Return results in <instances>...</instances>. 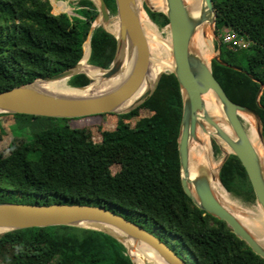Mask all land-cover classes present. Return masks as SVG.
Returning <instances> with one entry per match:
<instances>
[{
  "label": "trees",
  "instance_id": "1",
  "mask_svg": "<svg viewBox=\"0 0 264 264\" xmlns=\"http://www.w3.org/2000/svg\"><path fill=\"white\" fill-rule=\"evenodd\" d=\"M60 1L56 2L57 7L65 9ZM78 2L75 15L70 16L66 12L53 14L49 0H0V91L51 76L80 60L97 9L90 0ZM104 2L115 13L114 0ZM212 4L215 33L220 35L219 29L228 27L227 33L232 35L229 41L219 36L218 60L240 69L211 59L212 74L231 101L258 115L264 140V0H212ZM219 6L225 14L217 12ZM146 10L155 25L166 26L168 20L163 13ZM153 23L150 29L155 33ZM240 39L247 45L237 47L235 42ZM166 43L170 45L169 41ZM115 46L110 33L101 26L93 28L86 65L95 70L99 69L90 65L107 68ZM165 80L174 90L165 99L168 115L157 112L153 96L138 108L118 114L116 128L101 131L95 140L87 130L70 127L74 118L0 113V118H11L6 127L12 137L22 141L11 146L7 155H0V202L102 206L149 230L134 219L146 218L160 231L177 237L191 253L194 264H264V259L238 239L224 221L197 208L184 194L176 142L182 101L175 76L171 73ZM67 82L82 87L88 84V78L76 74ZM141 108L152 114L133 127L128 126L124 120L136 116ZM106 114L111 113L95 116ZM95 116L77 119L87 121ZM108 150L119 154L120 168L113 174L106 168L97 171L94 167ZM219 176L225 190L231 191L235 181H241L254 198L245 169L236 156H228ZM134 252L140 264L156 262L145 253ZM0 264L132 262L123 244L108 234L72 226H48L2 234Z\"/></svg>",
  "mask_w": 264,
  "mask_h": 264
},
{
  "label": "water",
  "instance_id": "2",
  "mask_svg": "<svg viewBox=\"0 0 264 264\" xmlns=\"http://www.w3.org/2000/svg\"><path fill=\"white\" fill-rule=\"evenodd\" d=\"M90 1L97 9L95 19L98 17L101 22H108L111 17L104 0ZM144 1L148 5L147 0ZM114 4L115 19L118 22L117 35L107 30L102 24H95L94 19L85 40L89 46L88 60L90 35L93 28L101 26L115 38V52L109 66L100 68L89 64L102 71L104 82L116 80L114 83L106 88L99 87L84 91L93 80L85 72L77 69L83 57V51L80 60L69 68L51 76L36 78L28 83L0 91V113L78 118L104 113L125 114L142 104L151 95L160 74L150 90L137 95L147 72L149 59L147 43L139 25V10L136 0H114ZM164 6V9L151 6L148 9L163 13L168 20L166 26L169 30L172 62V68L168 70L175 76L182 94L177 137L181 188L197 208L224 221L238 239L244 241L254 254L264 259V246L240 223L237 215L219 201L213 193L209 178L201 172L190 175L188 167V148L192 142L197 141L198 129L201 131L207 128L212 129L215 134L212 139L219 138L229 149L228 152L222 151L223 158L218 164V180L220 181L219 171L228 156H236L245 169L254 200L264 215V157L258 155L256 148L247 137L239 115L245 113L253 119L257 139L264 146L259 117L250 108L231 101L214 78L211 63L190 49L191 35L199 23H208L209 31L213 34L216 13L212 0H202L197 20L190 17L182 0H164ZM220 44L219 40L217 54L212 56V59L232 69L240 70L236 66L218 60ZM125 56L132 58L130 68L125 76L117 79L123 68ZM76 74H84L88 78V84L85 86L68 87L78 91L50 90L39 84L42 81L57 83L68 80ZM261 87L260 84L256 102ZM207 93L213 95L231 135L223 131L217 119L205 111L202 97ZM48 226H72L108 234L123 244L132 264L134 262L131 250L137 251L138 245L147 247L160 260V262L144 264H186L182 257L176 254L155 232L146 230L142 225L126 219L124 214L113 212L109 208L75 203L39 205L0 202V236L8 231Z\"/></svg>",
  "mask_w": 264,
  "mask_h": 264
},
{
  "label": "bare ground",
  "instance_id": "3",
  "mask_svg": "<svg viewBox=\"0 0 264 264\" xmlns=\"http://www.w3.org/2000/svg\"><path fill=\"white\" fill-rule=\"evenodd\" d=\"M141 0H136L137 7L139 10V25L143 35L145 37V41L147 43L148 48V64H147V72L143 78V81L137 91V95L150 90L155 83L157 77L160 73H162L165 66V62L162 60L161 55L164 54L165 56H169L170 59V49L166 46H169L165 41L160 39L155 33H153L149 26L144 21L143 14L145 13L141 9L140 5ZM187 12L189 13L190 17L194 20L200 15V6L202 5V0H182ZM143 2V0H142ZM148 4L156 9H164V0H147ZM151 23H153L149 18H147ZM95 24H102L107 30L117 35L118 33V22L117 19H110L108 22H101L98 20ZM211 32L209 31V24L202 22L199 23L196 28L194 29L191 39H190V49L193 53L199 55L205 61L206 55L211 54ZM158 41H156L153 37ZM166 45H162V44ZM89 46L88 42L85 43L84 47V54L81 58L77 69L79 71L85 72L90 78H92L93 82H91L84 91L95 90L99 87L106 88L110 84L114 83L116 80L104 82L102 79V71L95 70L90 68L86 65V59L88 56ZM168 51V52H167ZM132 58L130 56H125L123 68L120 74L117 76V79H121L125 76L130 68ZM171 61V60H170ZM172 63V62H171ZM58 83V82H57ZM57 83H47V82H39V84L47 89H57L55 85ZM107 83V84H105ZM59 90L65 91H78L71 88H63ZM203 106L205 111L215 117L219 122L220 128L225 131L228 135H231V131L228 126L223 121V116L220 112L219 106L215 101L213 95L211 93H207L202 97ZM240 118L244 124L245 132L247 137L249 138L250 142L256 148L257 153L260 157H264V146L258 141L254 122L253 119L245 114L241 113ZM210 135L215 137L214 131L210 128H207L204 131L198 129L197 131V141L192 142L188 148V167L190 175L197 174L201 172L205 174L209 180L210 185L213 190V193L217 196L219 201L227 207L229 210L234 211V204L229 199L227 193L223 189L220 181L218 180V165L213 164L212 160V152H211V142H210ZM218 142L221 143V150L224 152H228L226 149V145L222 142L219 138H216ZM241 210V209H240ZM243 213L242 216H238V220L240 223L249 231L254 237L264 246V215L259 210L258 212L251 214L246 211L241 210ZM129 245V244H128ZM138 251L141 253H145L153 258L156 262H160L159 258L150 251L144 245H138ZM131 255L134 264H140L139 259L137 258L134 251L131 250Z\"/></svg>",
  "mask_w": 264,
  "mask_h": 264
},
{
  "label": "rangeland",
  "instance_id": "4",
  "mask_svg": "<svg viewBox=\"0 0 264 264\" xmlns=\"http://www.w3.org/2000/svg\"><path fill=\"white\" fill-rule=\"evenodd\" d=\"M52 6V13L57 14L59 12H66L68 15L72 16L75 15V10L80 6L78 0H49ZM63 2L65 4V9L59 10V8L56 5V2ZM146 1L142 0L140 1L141 9L145 13L143 14V18L147 26L150 27L151 22L147 19L149 18L147 10L149 6L146 5ZM148 3V2H147ZM214 9V8H213ZM110 12V19H115V13ZM217 12L220 14H225L226 11L222 7H218ZM98 17L95 19L97 20ZM154 24V23H153ZM155 25V24H154ZM228 27H222L219 29V34L222 36V40L224 41L225 38L223 37L224 34H227ZM155 34H159L160 37L168 42L169 41V30L167 26L159 27L155 25L154 28ZM217 33H215L213 29V34L211 33V54L206 55L207 62H210L212 59V56H215L217 54V42L220 40L219 36ZM85 41L83 43V51L85 47ZM168 52V51H167ZM170 54V52H168ZM162 60L165 62L164 69L162 73H160V76L156 82V85L151 92V95L143 102H147L151 97L155 96L157 103L154 104L155 108H157V112L159 114H162L164 116L168 115L167 114V105L165 103V99L167 98L168 95H170L174 90L170 86H168V82H166L165 78L168 77L171 72L168 70L172 68V63H171V57L169 59V56H165L164 54L161 55ZM70 85L68 84L67 80L60 81L55 85V88L57 89H63V88H68ZM181 91L178 88V96L179 100H181ZM167 102V101H166ZM142 103V104H143ZM140 104L139 106H141ZM137 106L136 108H138ZM164 111V112H163ZM126 114V113H125ZM152 113H150L146 109H139L138 113L136 116L124 120L128 124V126L133 127L138 120H143L147 116H150ZM154 114V112H153ZM166 114V115H165ZM177 113H174L173 117H176ZM118 114L111 113V114H106L104 116L98 115L95 117L89 118L87 121H78L79 119L74 118L72 123H69L70 127H80L81 129L87 130L89 136L93 140L97 139L101 131H111L116 128L117 122L119 121L118 119ZM86 116H84L81 119H84ZM168 117H166L167 119ZM2 122V126L4 128V134L0 135V155L5 156L8 154V150L11 146L17 145L21 143L22 141L20 139L14 138L11 136L7 129V125L10 123L11 118L9 116H3L0 118ZM173 118H171L172 120ZM77 122V123H75ZM244 125V124H243ZM178 137V136H177ZM177 137H176V142H177ZM90 138V139H91ZM216 140V141H215ZM213 140L212 135H210V142H211V152H212V160L213 164L218 165L220 164L222 158H223V152L220 149L221 148V143L218 142L217 139ZM217 142V143H216ZM220 146V148H219ZM226 149L229 151L228 147L226 146ZM95 169L97 171H101L102 169H108L112 174L117 172L120 168V159H119V154L115 150H108L102 157L95 163L94 165ZM220 177V176H219ZM236 184H234L231 188V191L225 190L227 193L229 199L231 202L234 204V211L233 213L238 216H242L243 213L241 210L246 211L248 213L254 214L255 212H258L259 206L255 202L254 198L250 197V194L247 190L246 184L244 182H237L235 181ZM241 209V210H240ZM134 219L136 221L142 223L147 229L150 231L155 232L157 235H159L162 239L166 240L167 244L169 247H171L176 254L182 257V259L186 262V264H194L192 258H191V253L182 245L180 240L177 237H173L172 235L166 234L165 232L160 231L158 228L154 227L146 218H141L138 216H135Z\"/></svg>",
  "mask_w": 264,
  "mask_h": 264
},
{
  "label": "built area",
  "instance_id": "5",
  "mask_svg": "<svg viewBox=\"0 0 264 264\" xmlns=\"http://www.w3.org/2000/svg\"><path fill=\"white\" fill-rule=\"evenodd\" d=\"M231 36H232V35H231L230 33H227V34L224 36L225 41H229V40L232 38ZM220 42H221V41H220ZM235 44H236L237 47H244V46L247 45V44L245 43V41L242 40V39H240V40H238L237 42H235Z\"/></svg>",
  "mask_w": 264,
  "mask_h": 264
}]
</instances>
